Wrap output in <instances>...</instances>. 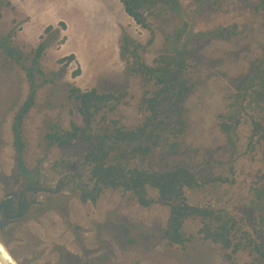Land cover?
<instances>
[{
  "label": "rangeland",
  "instance_id": "obj_1",
  "mask_svg": "<svg viewBox=\"0 0 264 264\" xmlns=\"http://www.w3.org/2000/svg\"><path fill=\"white\" fill-rule=\"evenodd\" d=\"M181 1L185 6L191 4V0ZM259 2L223 0L194 18L197 32L235 24L244 31L229 39L196 42L198 48L189 73L196 86L186 102L188 129L175 161L189 162L203 175L210 161L229 166L233 160L232 154L225 151L226 137L219 128L218 116L227 110L231 79L247 73L251 62L263 53L264 3ZM258 4L262 8L256 11L254 6ZM148 21L149 29L137 25L120 0H0V39L10 35L11 44L28 58L27 65L41 38L48 36L45 29L53 26L60 32L58 41L46 51L41 62L47 77L58 76L38 91L36 105L25 118L24 158L29 170H38L34 179L38 186L56 191L64 176L73 175V179L60 186L59 194L28 192L26 197L38 200L40 205L34 206L25 218L0 227V243L17 264H264V260H257L248 250L228 259L229 251L198 235L201 227L198 219L188 220L184 225L187 236L193 237L185 247L169 245L162 233L170 208L162 204L143 207L122 190L105 192L96 204L82 203L80 186L81 180L86 179L80 163L85 146L82 149L76 146L75 151L54 148L46 155L48 122L66 130L73 122L84 125L77 102L69 98L72 86L83 91L95 88L101 93L126 89L129 96L117 110L107 114L108 121H118L125 127L141 124L143 81L131 72L132 59L123 48L124 37L143 44L146 50L142 56L152 65L166 46L165 32L180 20L173 16L165 20L149 16ZM71 54L75 55L73 62H60ZM77 69L80 75L73 77ZM61 70L63 73L58 74ZM28 93L25 72L0 49V202L25 186L18 174L12 125ZM246 132L247 127H242L243 153L248 149ZM162 150H156L150 158V167L166 166ZM246 154L234 164L236 192L247 185L254 186L262 167L260 156L253 158V153ZM62 158L74 166L56 169L55 162ZM210 192L199 194L197 200L202 201ZM223 203L231 210L238 207L241 210L238 196L230 194ZM243 213L252 223L255 212ZM261 216L264 218V210ZM0 222L6 223V219L1 217Z\"/></svg>",
  "mask_w": 264,
  "mask_h": 264
},
{
  "label": "trees",
  "instance_id": "obj_2",
  "mask_svg": "<svg viewBox=\"0 0 264 264\" xmlns=\"http://www.w3.org/2000/svg\"><path fill=\"white\" fill-rule=\"evenodd\" d=\"M120 1L126 14L144 29L150 28L149 16L160 20L173 16L180 20L165 32L166 46L152 65L142 56L145 46L128 36L124 37L123 48L132 59L131 72L141 76L143 81L139 109L144 119L134 127L108 121L107 114L117 110L129 96L126 89L117 93H101L95 88L83 91L72 86L69 98L77 102V110L84 125L73 122L70 129L66 130L56 123L48 122L46 155L54 148L75 151L74 147L82 149V145L85 146L80 163L86 179V182L81 180L82 203L96 204L105 192L122 190L143 207L154 204L168 206L170 216L162 237L171 246L185 247L193 237L187 236L184 225L188 220L198 219L201 222L198 235L229 251L226 254L228 259L241 250H248L257 260H264V218L261 216L264 210V47L262 55L251 62L247 73L231 79L232 91L227 95V110L218 116L219 128L226 137L225 151L232 154V163L226 166L210 161L203 175L189 162L175 161L182 145V136L188 129L186 102L196 86V82L189 77L191 61L198 48L196 42L213 38L229 39L244 31H240L236 24L195 31V15L201 14L207 7L220 5L223 0H191L188 6L181 0ZM244 1L247 3V0ZM259 3L263 5L264 0ZM247 4H252L251 0ZM262 5H255V10L259 11ZM61 25L65 26L64 23ZM45 33L48 36L41 38L42 42L32 53L30 65L26 64L28 58L24 53L11 44L10 35L0 39V49L22 68L29 84L27 99L19 108L12 125L18 174L25 186L37 178L38 170H29L25 162L24 121L36 105L38 91L58 76L54 74V77H47L41 62L46 51L58 41L60 32L48 26ZM152 42L153 39L150 44ZM74 60L75 55L71 54L60 62ZM61 73L63 70L58 74ZM79 75L80 70L77 69L73 77ZM242 127H247L248 134V149L244 153L241 151ZM158 149H163L166 156V166L159 169L149 164ZM246 152L253 153V158L260 156L262 167L254 186L247 185L236 192L233 187L237 181L233 177L236 175L234 164L242 155L248 156ZM54 166L56 169H71L74 165L62 158ZM72 176L67 182L73 179ZM209 190L211 192L202 201L197 200L199 194ZM230 194L238 196L241 210L239 207V210H231L223 203ZM52 198L58 200L56 196ZM244 210L255 212L252 223L248 215L243 213Z\"/></svg>",
  "mask_w": 264,
  "mask_h": 264
},
{
  "label": "water",
  "instance_id": "obj_3",
  "mask_svg": "<svg viewBox=\"0 0 264 264\" xmlns=\"http://www.w3.org/2000/svg\"><path fill=\"white\" fill-rule=\"evenodd\" d=\"M68 179L69 177L67 175L64 176V178L59 181L56 191L38 186L37 183L28 184L23 189V191L21 192L19 196L17 213H14V210L16 209V207L14 206V204L16 203L14 200V197L12 195L5 197L0 202V216L1 215L4 216V218L6 219V223L0 222V227L3 228L6 225L15 223L16 221H19L25 218L29 214L30 209L32 207L40 205L41 202H39L36 199L31 200V202L29 203L24 202V196L26 195V193L41 192V193H46L49 195H56V194L61 193L60 186L64 184ZM0 264H16L14 260L12 259V257L6 252V250L1 245H0Z\"/></svg>",
  "mask_w": 264,
  "mask_h": 264
},
{
  "label": "flooded vegetation",
  "instance_id": "obj_4",
  "mask_svg": "<svg viewBox=\"0 0 264 264\" xmlns=\"http://www.w3.org/2000/svg\"><path fill=\"white\" fill-rule=\"evenodd\" d=\"M34 183H36L35 181H33V182H31L30 184H34ZM28 185V184H27ZM26 185V186H27ZM26 186H24V188L26 187ZM23 188V189H24ZM23 189L19 192V193H16V194H10V195H12L13 197H14V200H15V204H14V206L16 207V209L14 210V213H17L18 212V200H19V196H20V194H21V192L23 191ZM27 194V193H26ZM24 202H26V203H29V202H31V200H29L27 197H26V195L24 196ZM33 208V207H32ZM31 208V209H32ZM31 209H30V211H31ZM1 217H3L4 218V216L3 215H1L0 216V218Z\"/></svg>",
  "mask_w": 264,
  "mask_h": 264
},
{
  "label": "bare ground",
  "instance_id": "obj_5",
  "mask_svg": "<svg viewBox=\"0 0 264 264\" xmlns=\"http://www.w3.org/2000/svg\"><path fill=\"white\" fill-rule=\"evenodd\" d=\"M0 245L2 246V244L0 243ZM3 247V246H2ZM4 248V247H3ZM5 249V248H4ZM6 250V249H5ZM6 252H7V250H6ZM8 253V252H7ZM9 254V253H8ZM10 255V254H9ZM15 262V261H14ZM16 263V262H15ZM17 264V263H16Z\"/></svg>",
  "mask_w": 264,
  "mask_h": 264
}]
</instances>
